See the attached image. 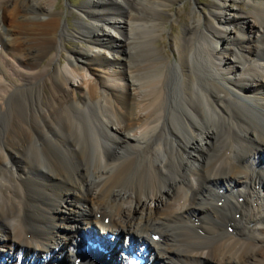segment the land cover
Here are the masks:
<instances>
[{"label":"bare ground","instance_id":"1","mask_svg":"<svg viewBox=\"0 0 264 264\" xmlns=\"http://www.w3.org/2000/svg\"><path fill=\"white\" fill-rule=\"evenodd\" d=\"M55 1L0 0V264H264V0L178 6L173 61L179 0Z\"/></svg>","mask_w":264,"mask_h":264},{"label":"rangeland","instance_id":"2","mask_svg":"<svg viewBox=\"0 0 264 264\" xmlns=\"http://www.w3.org/2000/svg\"><path fill=\"white\" fill-rule=\"evenodd\" d=\"M85 0H56L54 7L58 9L59 11L63 10L62 14V21L64 23V27L68 32H72V29H78L77 27L82 26V21L87 20L88 18L85 17L80 10V6L82 3H84ZM194 2L193 0H179L177 3L172 4L170 7L166 8V13L168 14H162V21L166 22V18L172 15L173 21L170 23H165L166 31L162 33L163 38H157L156 39V46L160 50L162 55L164 57L170 56V59L173 61L172 51L174 50V40L172 37H175L178 35L181 30L185 27L184 24V16L185 14H179L177 16V10L178 6H183L186 9H189V6ZM207 0H197L195 3L198 4V6L202 9H205V4ZM237 7H240L242 9L246 10L245 4L242 2H238ZM183 10V9H182ZM165 17V19H164ZM83 44L82 42L75 41L72 38H68V41H64V45H66L68 48H71L72 46H77ZM72 47V48H73ZM61 59V61H60ZM59 62L64 63V60L62 58H59ZM46 91L48 89L45 88ZM222 190V189H221ZM96 229V228H94ZM103 258V259H102ZM100 259H102L104 262L105 257L103 254L100 255Z\"/></svg>","mask_w":264,"mask_h":264}]
</instances>
